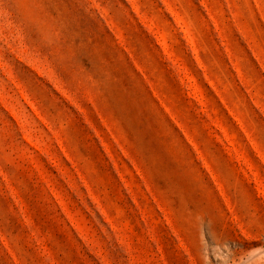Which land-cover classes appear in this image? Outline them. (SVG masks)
Returning <instances> with one entry per match:
<instances>
[{"label": "rangeland", "instance_id": "1", "mask_svg": "<svg viewBox=\"0 0 264 264\" xmlns=\"http://www.w3.org/2000/svg\"><path fill=\"white\" fill-rule=\"evenodd\" d=\"M0 264H264V0H0Z\"/></svg>", "mask_w": 264, "mask_h": 264}]
</instances>
